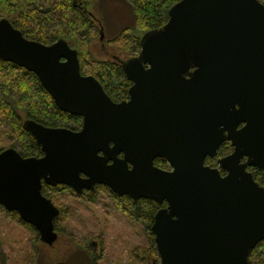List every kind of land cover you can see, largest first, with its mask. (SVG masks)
<instances>
[{"label": "water", "instance_id": "water-1", "mask_svg": "<svg viewBox=\"0 0 264 264\" xmlns=\"http://www.w3.org/2000/svg\"><path fill=\"white\" fill-rule=\"evenodd\" d=\"M0 59L34 72L59 109L83 118L78 130L27 119L44 154L0 152V204L33 224L43 243L56 242L60 214L43 182L77 192L103 184L119 196L168 203L152 225L162 264H248L264 240V186L248 170L264 169L261 0L177 1L123 62L133 81L127 100H113L83 74L68 41L28 38L7 18ZM225 130L234 151L218 166L206 164Z\"/></svg>", "mask_w": 264, "mask_h": 264}, {"label": "trees", "instance_id": "trees-1", "mask_svg": "<svg viewBox=\"0 0 264 264\" xmlns=\"http://www.w3.org/2000/svg\"><path fill=\"white\" fill-rule=\"evenodd\" d=\"M95 1L0 0V19L7 18L26 37L46 44L65 39L78 50L82 73L94 75L113 100H126L132 81L125 73L123 62L139 54L142 36L149 30L162 27L169 19V9L179 0H118L129 8L131 19L112 38H106L102 23L104 18H97L90 9ZM261 1L264 3V0ZM97 40L101 45L108 46V51L103 48L102 51L109 56L95 53L93 44ZM27 119L46 126H66L75 130L83 125L81 116L58 108L34 72L0 59V152L15 147L24 156L40 157L44 154L41 144L24 125ZM219 153L224 155L227 151L223 149ZM206 163L216 166L214 159ZM155 164L162 168L169 166L164 158H156ZM248 169L264 186V169ZM42 192L60 209V214L54 219L55 229L58 232L67 231L75 246L72 257L60 264H102L111 258L105 256L108 227L103 230L88 229L85 237L80 238L74 231L79 223L76 221V228L69 226L79 210L72 196L90 202L103 199L105 206L110 204L118 209L144 232L143 244L134 243L122 251L129 257L127 263L162 264L152 225L156 212L168 205L166 201L160 204L151 198L134 200L128 195L119 196L103 184L96 185L93 191L77 192L64 184L54 186L43 182ZM8 239H13L21 248L13 264H42L38 246L49 245L41 241L33 224L23 220L17 211H9L0 204V264H11L13 261V256L6 250V246L10 247ZM96 239H99V245H96ZM27 243H30V248L24 251ZM54 245L50 247L54 248ZM10 248L13 249L12 246ZM248 264H264V240L251 251Z\"/></svg>", "mask_w": 264, "mask_h": 264}, {"label": "rangeland", "instance_id": "rangeland-1", "mask_svg": "<svg viewBox=\"0 0 264 264\" xmlns=\"http://www.w3.org/2000/svg\"><path fill=\"white\" fill-rule=\"evenodd\" d=\"M90 9L97 18H104L102 23L105 27L104 32L106 33V38H112L118 33L122 25L131 19V11L129 8L125 4L118 2V0H96L94 4L90 6ZM102 48L108 51V46L101 45L99 40L94 42L93 49L95 53L103 57L109 56L102 51ZM119 55L125 58V55L121 53H119ZM72 198L79 206V210L73 215L72 223L69 226L76 228L77 226L74 225H76L77 222L79 223V227L74 231L77 232L80 238L85 237L88 229L100 228L103 230L108 227V229H106L107 245L105 256L111 258L102 264H139L132 262L127 263L129 257L126 252H122L134 243H144V232L137 227V224L132 223L121 211L110 204L105 206V201L103 202V199L90 202L74 198V196H72ZM68 230H71V228H68ZM58 233L54 248L50 247L51 245L47 247L40 244L38 246L42 255V264H60L63 261L69 260L72 257L71 255L75 252V246L71 242L70 236L67 234L68 232L61 230ZM98 240L99 239H96V245H99ZM7 244L13 247V249H11L6 246V250L13 256L11 259V261L13 260L11 264H13L14 258H17L18 254L21 252V248L17 243L15 244L13 242V239H8ZM33 246L35 247V245ZM29 248L30 243H27L24 251H28ZM123 255L125 256L123 257Z\"/></svg>", "mask_w": 264, "mask_h": 264}, {"label": "flooded vegetation", "instance_id": "flooded-vegetation-1", "mask_svg": "<svg viewBox=\"0 0 264 264\" xmlns=\"http://www.w3.org/2000/svg\"><path fill=\"white\" fill-rule=\"evenodd\" d=\"M146 69H148V68H146ZM195 68H191L190 70L191 71H193ZM126 73V72H125ZM127 75V74H126ZM129 78V77H128ZM130 79V78H129ZM131 81H132V79H130ZM133 85V81H132V83H131V86ZM130 86V87H131ZM130 94V93H129ZM129 97H130V95H129ZM129 99V98H128ZM127 100V99H126ZM245 123L244 122H240L239 124H238V126H237V128L238 129H240L243 125H244ZM228 130H225V132L223 133V136L225 137V139L224 140H222L221 142H220V144H219V146H218V154H217V156H215V157H211V156H207L206 157V159H205V162H207V161H210V159H214L215 161H216V166H218L219 165V159L220 158H222V157H224V156H226V155H229L230 153H232L233 151H234V149H235V146L232 144V140L231 139H228V138H226V135L228 134ZM224 146H226V147H224ZM223 149H225L226 151H227V153L226 154H224V155H221L219 152L220 151H222ZM122 155V154H121ZM246 157H244L241 161L242 162H244V161H246ZM206 164H208V163H206ZM208 165H211V164H208ZM211 166H213V165H211ZM248 167H256V166H248ZM170 168V165L168 166V168H165V169H169ZM249 170V169H248ZM222 173L223 174H226L227 172L225 171V170H222ZM132 198V197H131ZM133 199V198H132ZM163 203V202H162ZM162 203H160V204H162Z\"/></svg>", "mask_w": 264, "mask_h": 264}]
</instances>
